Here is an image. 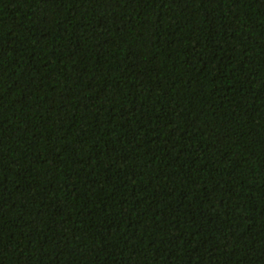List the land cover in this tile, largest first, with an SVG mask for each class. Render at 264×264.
Wrapping results in <instances>:
<instances>
[{"label":"trees","instance_id":"16d2710c","mask_svg":"<svg viewBox=\"0 0 264 264\" xmlns=\"http://www.w3.org/2000/svg\"><path fill=\"white\" fill-rule=\"evenodd\" d=\"M0 264H264V0H0Z\"/></svg>","mask_w":264,"mask_h":264}]
</instances>
